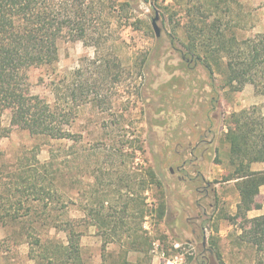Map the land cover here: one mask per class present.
<instances>
[{"label": "rangeland", "instance_id": "374dc122", "mask_svg": "<svg viewBox=\"0 0 264 264\" xmlns=\"http://www.w3.org/2000/svg\"><path fill=\"white\" fill-rule=\"evenodd\" d=\"M109 1L119 82L97 74L91 46L68 39L58 43L55 65L27 72L33 95L53 105L57 93L61 107L73 110L71 138L31 137L9 112L1 118L0 264H35L33 238L65 241L50 227L49 213L82 234L83 264H256L255 248L238 239L246 215L237 214L235 181L226 180V134L229 117L261 109L262 98L250 85L240 92L225 87L223 66L210 79L181 58L171 40H183L194 0ZM222 1L211 18L223 20L228 36L264 33V0ZM119 2L128 7L121 10ZM155 13L159 38L151 26ZM76 70L83 75H73ZM85 82L96 93L82 104L68 94ZM50 150L57 154L55 201L47 209L42 166ZM257 168L263 164H252ZM255 204L264 209V188Z\"/></svg>", "mask_w": 264, "mask_h": 264}, {"label": "trees", "instance_id": "16d2710c", "mask_svg": "<svg viewBox=\"0 0 264 264\" xmlns=\"http://www.w3.org/2000/svg\"><path fill=\"white\" fill-rule=\"evenodd\" d=\"M109 0H0V137L6 136L1 118L9 112L12 124L26 131L31 137L68 140L69 127L74 113L63 109L56 96L50 105L46 98L30 92L28 70L51 67L58 61V43L63 39L82 41L94 49L97 74L105 81L117 83L123 76L119 56L112 50L110 33L111 12ZM222 0H194L187 9V20L182 26L183 40L174 36L171 43L179 45L181 58L191 69L201 66L213 77L214 67L223 66V83L232 91L240 92L250 85L254 94L262 98L261 109L242 110L229 117L226 142L230 174L227 181H235L239 202L237 214L259 209L255 199L264 186V33L253 37L238 38L227 35L226 24L212 13L221 11ZM125 10L127 3H117ZM208 13V14H207ZM73 75L82 76L80 70ZM59 84V83H58ZM81 83L78 93L71 89L72 100L88 102L92 92ZM56 90L58 89V85ZM101 101V100H99ZM55 151L50 150L48 161L42 168L49 178L50 189L45 192L50 209L55 201L53 187ZM261 163L263 169L253 171L252 164ZM148 176L154 178L149 172ZM162 210V209H161ZM49 213V225L65 234L61 243L42 242L33 238L30 258L35 264H83L80 253L82 234L69 222H53ZM11 218L19 215L8 213ZM25 213L24 216H28ZM53 223V224H52ZM240 244L255 248L256 264H264V215L246 218L239 227ZM219 257V254L217 253Z\"/></svg>", "mask_w": 264, "mask_h": 264}, {"label": "crops", "instance_id": "0c3cea01", "mask_svg": "<svg viewBox=\"0 0 264 264\" xmlns=\"http://www.w3.org/2000/svg\"><path fill=\"white\" fill-rule=\"evenodd\" d=\"M260 170L261 169L257 168L256 171H260ZM263 188H264V186H262L260 188V190L263 189ZM238 202H239V197H238ZM238 202H237V204H238ZM262 215H264V209L260 208V207H259V209H253L251 211L246 212V218H248V219L255 218V217H258V216H262Z\"/></svg>", "mask_w": 264, "mask_h": 264}, {"label": "water", "instance_id": "95a60500", "mask_svg": "<svg viewBox=\"0 0 264 264\" xmlns=\"http://www.w3.org/2000/svg\"><path fill=\"white\" fill-rule=\"evenodd\" d=\"M157 22H158V14L155 13L154 18H152V20H151V26H152V29L155 33L156 38H159L161 33H160V29L157 25Z\"/></svg>", "mask_w": 264, "mask_h": 264}, {"label": "built area", "instance_id": "2783aa9c", "mask_svg": "<svg viewBox=\"0 0 264 264\" xmlns=\"http://www.w3.org/2000/svg\"><path fill=\"white\" fill-rule=\"evenodd\" d=\"M166 264H175V262H174V261H173V262H171V261H167Z\"/></svg>", "mask_w": 264, "mask_h": 264}]
</instances>
